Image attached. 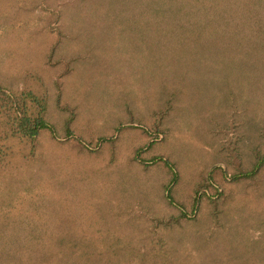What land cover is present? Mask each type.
I'll return each mask as SVG.
<instances>
[{
  "label": "trees",
  "instance_id": "1",
  "mask_svg": "<svg viewBox=\"0 0 264 264\" xmlns=\"http://www.w3.org/2000/svg\"><path fill=\"white\" fill-rule=\"evenodd\" d=\"M96 3L100 31L112 36L113 28L143 66L140 79L156 87L152 112L160 127L169 128V114L194 104L205 128L222 134L218 157L192 183L186 207L175 194L177 166L156 162L155 155L141 159L137 149L132 159L143 170L156 164L166 172L159 194L173 211L153 210L140 194L116 202L91 190L86 203L99 215L82 218L69 204L58 209L57 198L40 187L46 171L41 135L47 131L87 152L110 138L78 136L73 109L60 102L61 73L54 79L56 106L67 112L61 133L47 118L44 92L0 83V264H264V0ZM67 174L53 184L76 178L71 169ZM125 187L119 180L110 188L128 193ZM235 193L240 196L232 202ZM249 196L259 203L250 206Z\"/></svg>",
  "mask_w": 264,
  "mask_h": 264
},
{
  "label": "rangeland",
  "instance_id": "2",
  "mask_svg": "<svg viewBox=\"0 0 264 264\" xmlns=\"http://www.w3.org/2000/svg\"><path fill=\"white\" fill-rule=\"evenodd\" d=\"M96 1L0 0V83L16 91L44 92L48 101L47 118L56 132L61 133L67 112L56 106L54 85L56 75L61 73L60 102L73 109L72 125L78 136L84 140L85 136L93 140L97 136L110 138V143L87 152L77 149L70 141L53 140L47 131L43 132L40 143L45 147L42 164L46 171L42 170L40 175V187L46 196L57 198L58 209L69 204L82 218L86 215L97 219L99 215V210L86 203L92 201L91 190L116 202L121 199L127 202L130 199L124 197L135 198L140 194L141 201L153 210L173 211L159 194L166 172L156 164L143 170L132 159L138 149L141 159L155 155L156 162L163 164V158L177 166L175 194L188 207L191 185L201 176V170L218 157L215 153L222 134L205 128L206 122L194 104L169 114L165 121L169 128L162 124L160 127L156 112L154 116L152 112L159 101L156 87L140 79L143 66L132 61L125 44L112 34L115 30L111 28L112 36L100 31L104 20L98 16ZM130 36L132 45L136 46L135 35ZM184 102L185 98L180 101ZM158 129L161 133L147 146ZM161 135L163 138L159 139ZM69 169L76 178L69 177L64 185L57 183L59 187H56L55 177L70 176ZM119 180L126 182L128 193L110 188L116 187ZM225 187L237 188L234 183H226ZM238 196L235 193L232 202ZM252 199L249 196L250 206L259 203ZM125 225L130 230L131 225Z\"/></svg>",
  "mask_w": 264,
  "mask_h": 264
}]
</instances>
